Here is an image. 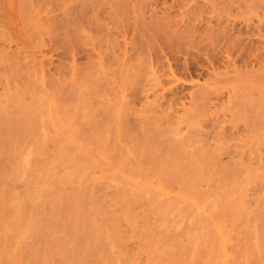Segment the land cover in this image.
Listing matches in <instances>:
<instances>
[{"label":"rangeland","instance_id":"rangeland-1","mask_svg":"<svg viewBox=\"0 0 264 264\" xmlns=\"http://www.w3.org/2000/svg\"><path fill=\"white\" fill-rule=\"evenodd\" d=\"M0 19V264H264V0Z\"/></svg>","mask_w":264,"mask_h":264},{"label":"bare ground","instance_id":"bare-ground-1","mask_svg":"<svg viewBox=\"0 0 264 264\" xmlns=\"http://www.w3.org/2000/svg\"><path fill=\"white\" fill-rule=\"evenodd\" d=\"M25 2H26V0H25ZM33 2H34V1H33ZM30 3H31V2H29V6H30ZM34 3H35V2H34ZM25 5H26V4H25ZM38 5H39V4H38ZM38 5H37V6H38ZM40 7H41V6H40ZM23 8L25 9V8H27V6H24ZM31 8H32V10H33V12H34L35 10L33 9L32 4H31ZM44 8H45V7H44ZM46 9H47V8H46ZM27 10H28V11H26V12H29L30 8H28ZM43 10H44V9H43ZM44 11H45V10H44ZM50 12H51V11H50ZM47 19H48V18H46V20L44 19L45 22H43V23H46ZM0 20H2V19H0ZM49 20H50V19H49ZM58 20L60 21L61 19H58ZM2 21H3V20H2ZM40 21H41V20H40ZM52 21H53V20H52ZM55 21H56V20H55ZM55 21H53V22H55ZM60 22H61V21H60ZM60 22H59V23H60ZM49 23H50V22H49ZM67 23H68V22H67ZM69 23H70V22H69ZM27 24H28V21H27ZM50 24H51V23H50ZM61 24H64V23H61ZM61 24H60V25H61ZM70 24H71V23H70ZM74 24H75V23H74ZM40 25H41V24H40ZM51 25H52V24H51ZM53 25H54V23H53ZM65 25H66V24H65ZM77 25H78V24L76 23L75 26H76V27H79L81 24H80L79 26H77ZM55 26H56V25H55ZM62 26H63V25H62ZM69 26H70V25H69ZM59 27H60V26H59ZM76 27H74V33L79 34L78 30H80V29H77ZM30 28H31V27H30ZM37 28H38V27H37ZM75 28H76L77 30H76ZM80 28H81V26H80ZM31 29H32V28H31ZM31 29H29V30H31ZM48 30H49V29H48ZM54 30H55V29H54ZM57 30H58V27H57ZM75 30H76V31H75ZM70 31H71V30H70ZM35 32H36V31H35ZM35 32H33V33H35ZM66 32H67V31H66ZM66 32H64V33H66ZM68 32H69V31H68ZM33 33H32V34H33ZM37 33H38V31H37ZM72 33H73V31H71V35H72V36H71L70 34H68L67 36H65V37L68 39V41H66V42H68V43L71 42V41H69V36H71V40L74 38V39H73V41H74L73 43L76 42L75 40L77 39V36H76V34L74 35V33H73V34H72ZM33 35H34V34H33ZM40 35H41V34H40ZM74 36H75V37H74ZM72 37H73V38H72ZM78 39H79V38H78ZM65 40H66V39H65ZM77 41H78V40H77ZM43 42H44V41H43ZM41 44H42V43H41ZM71 44H72V43H71ZM75 46H76V44H75ZM67 47H68V46H67ZM70 47H71V45H70ZM71 48H72V47H71ZM74 48H75V47H74ZM6 124H7V123H6ZM7 127H8V126H7Z\"/></svg>","mask_w":264,"mask_h":264}]
</instances>
